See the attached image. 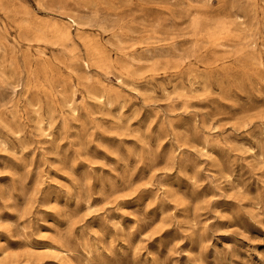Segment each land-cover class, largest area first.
I'll return each instance as SVG.
<instances>
[{
    "label": "clouds",
    "instance_id": "9594fccd",
    "mask_svg": "<svg viewBox=\"0 0 264 264\" xmlns=\"http://www.w3.org/2000/svg\"><path fill=\"white\" fill-rule=\"evenodd\" d=\"M246 2L255 9L257 0ZM236 23L251 70L264 69V35L240 17ZM68 71L48 103L28 99L33 84L24 70L17 67L13 76L12 102L27 106L19 114L23 126L7 144L0 138V153L18 169L0 170V178L7 177L0 183V244L58 247V264H205L206 256L215 264L214 257L229 255L226 264H245L240 254L264 264L245 230L251 225L264 233V108L250 119L231 118L215 110L220 97L210 86L145 90L144 78L160 73L132 66H108L96 75ZM224 107L240 111L236 102ZM5 108L12 104L0 107V126L7 127ZM34 150L41 153L35 172V157L25 155ZM95 150L114 162L94 160ZM158 168L152 183L133 185L138 171ZM124 189L119 198L109 196ZM99 198L108 202L94 209ZM222 202L229 205L223 211ZM129 205L134 213L126 211Z\"/></svg>",
    "mask_w": 264,
    "mask_h": 264
},
{
    "label": "rangeland",
    "instance_id": "374dc122",
    "mask_svg": "<svg viewBox=\"0 0 264 264\" xmlns=\"http://www.w3.org/2000/svg\"><path fill=\"white\" fill-rule=\"evenodd\" d=\"M262 7L259 0L255 9L246 0L243 4L239 0H212L211 5L208 0H0V64L3 65L0 68V107L12 104L11 110L5 108L7 127L0 126V138L7 144L6 138L17 132L16 126L25 123L19 114L24 112L26 102L21 100L18 105L12 102L13 86H18L13 79L17 67L25 71L24 79L33 84L28 99L34 101L35 98L41 103L51 101L59 90L57 85L69 77V68L77 74L96 75L100 68L132 66L136 72L160 73L144 78L145 90L156 89L162 94L165 89L201 91L210 86L220 97L214 101L216 111L231 118H253L258 107L264 108L257 104L264 100V69L251 70L243 47L245 36L236 19L242 18L249 28H256L264 35ZM190 57L195 58L184 63ZM85 60L92 65L91 69L85 68ZM72 82H76L75 78ZM242 95L248 97L247 102L239 99ZM230 102H236L240 111L224 107ZM31 111H39L35 102ZM33 127L29 123L28 129ZM40 128L47 131L45 124ZM103 142L109 148L115 147L107 140ZM8 147L12 149L10 144ZM25 155L35 157V172L41 153L34 150ZM89 155H92L91 150ZM93 159L114 162L100 150H95ZM0 161L3 162L0 170H18L15 161L6 154L0 153ZM158 174L159 168L151 174L142 175L138 171L131 180L138 187L152 183ZM56 178L63 179L62 176ZM6 180L7 177L0 178V183ZM29 182L33 180L30 178ZM175 191L180 193L179 189ZM126 192L127 189L110 192L109 196L119 198ZM107 202L99 198L93 208ZM228 207L222 202L218 210ZM126 211L134 213L135 208L129 205ZM5 219L6 222L10 219L6 213ZM245 230L257 241L255 251L264 254V233L251 225ZM148 248L152 250L154 245L150 243ZM59 251L58 247L44 246L42 242L19 247L0 244V264H58L54 253ZM208 258L205 257V264ZM230 258L229 255L213 259L215 264H226V259ZM240 258L245 264H260L256 256L248 258L240 254Z\"/></svg>",
    "mask_w": 264,
    "mask_h": 264
}]
</instances>
